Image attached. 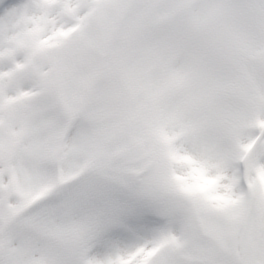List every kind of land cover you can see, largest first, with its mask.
<instances>
[{
  "label": "snow or ice",
  "instance_id": "snow-or-ice-1",
  "mask_svg": "<svg viewBox=\"0 0 264 264\" xmlns=\"http://www.w3.org/2000/svg\"><path fill=\"white\" fill-rule=\"evenodd\" d=\"M0 264H264V0H0Z\"/></svg>",
  "mask_w": 264,
  "mask_h": 264
}]
</instances>
